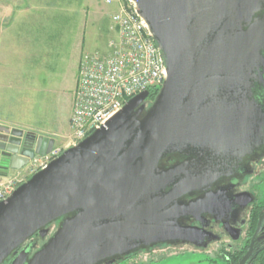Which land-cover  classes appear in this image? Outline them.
Wrapping results in <instances>:
<instances>
[{
  "label": "water",
  "instance_id": "95a60500",
  "mask_svg": "<svg viewBox=\"0 0 264 264\" xmlns=\"http://www.w3.org/2000/svg\"><path fill=\"white\" fill-rule=\"evenodd\" d=\"M128 1L166 78L0 201V264H111L195 244L184 221L214 215V184L264 145V0ZM22 135L0 128L3 180L50 151L38 137L26 155Z\"/></svg>",
  "mask_w": 264,
  "mask_h": 264
},
{
  "label": "built area",
  "instance_id": "2783aa9c",
  "mask_svg": "<svg viewBox=\"0 0 264 264\" xmlns=\"http://www.w3.org/2000/svg\"><path fill=\"white\" fill-rule=\"evenodd\" d=\"M125 1L112 17L118 41L111 45V53L107 57L84 55L80 60L67 148L103 127L131 98L142 92L159 91L166 78L163 59L144 22L137 16L134 5ZM64 150L35 156L25 167L30 177ZM14 181V178L0 179V201L16 189Z\"/></svg>",
  "mask_w": 264,
  "mask_h": 264
},
{
  "label": "crops",
  "instance_id": "0c3cea01",
  "mask_svg": "<svg viewBox=\"0 0 264 264\" xmlns=\"http://www.w3.org/2000/svg\"><path fill=\"white\" fill-rule=\"evenodd\" d=\"M76 17L73 5L52 6V0H0V128L20 130L3 110L13 93L27 91L28 81L47 67L55 72L68 64L76 83L81 56L92 46L84 39L82 16ZM92 50L105 53V39Z\"/></svg>",
  "mask_w": 264,
  "mask_h": 264
},
{
  "label": "flooded vegetation",
  "instance_id": "af4514ba",
  "mask_svg": "<svg viewBox=\"0 0 264 264\" xmlns=\"http://www.w3.org/2000/svg\"><path fill=\"white\" fill-rule=\"evenodd\" d=\"M254 93V98L264 109V91L255 86ZM146 102L149 103L148 99ZM35 140L33 134L22 135L26 155L34 153L32 143ZM5 159L6 156L0 155V160ZM21 172L15 173L11 179ZM4 174L0 169V177ZM218 191L225 203L214 209V215H203L201 223L191 218L184 221L186 226L201 231V237L196 239L195 244L143 250L111 264H135L140 256L146 260L151 256L163 258L186 252L204 255L208 264H239L250 253L252 256L246 264H264V145L230 166V170H226L225 175L214 184V193Z\"/></svg>",
  "mask_w": 264,
  "mask_h": 264
},
{
  "label": "rangeland",
  "instance_id": "374dc122",
  "mask_svg": "<svg viewBox=\"0 0 264 264\" xmlns=\"http://www.w3.org/2000/svg\"><path fill=\"white\" fill-rule=\"evenodd\" d=\"M67 1L68 3H66ZM125 3V0H52V6L73 5L76 10V18L78 19L79 15L82 16L84 39L92 46H89L91 52L84 53L81 58L89 54L107 57L111 53V45H115L118 41L117 29L112 23V17L120 5ZM114 4L117 6L115 11L109 8ZM60 18L61 21L64 20L63 16ZM104 39L106 52H92L93 45H99ZM54 70V67H47L39 76L37 74L34 77L33 83L28 81L27 91L13 93L11 100L7 102L8 107L3 111L10 121L17 122L12 127L19 128L23 134L30 133L36 138L41 137L42 140H47L48 144L51 142L50 151L55 149L61 151L67 149L69 144L68 123L73 109V95L77 84L78 70L76 83L68 70V64L61 63L55 72ZM11 130L13 129L11 128ZM15 177L13 187L17 188L30 177V173L24 168ZM143 259L140 256L135 264H208L204 255L190 252L179 254V256L167 255L162 258L156 255L149 259L146 258V260Z\"/></svg>",
  "mask_w": 264,
  "mask_h": 264
},
{
  "label": "trees",
  "instance_id": "16d2710c",
  "mask_svg": "<svg viewBox=\"0 0 264 264\" xmlns=\"http://www.w3.org/2000/svg\"><path fill=\"white\" fill-rule=\"evenodd\" d=\"M157 93H158V90L149 91V97H148L149 103H151L154 100Z\"/></svg>",
  "mask_w": 264,
  "mask_h": 264
}]
</instances>
